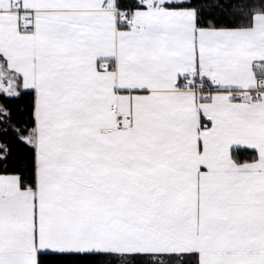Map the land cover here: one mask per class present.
Wrapping results in <instances>:
<instances>
[{"label":"snow or ice","instance_id":"snow-or-ice-1","mask_svg":"<svg viewBox=\"0 0 264 264\" xmlns=\"http://www.w3.org/2000/svg\"><path fill=\"white\" fill-rule=\"evenodd\" d=\"M0 264H264V0H0Z\"/></svg>","mask_w":264,"mask_h":264}]
</instances>
